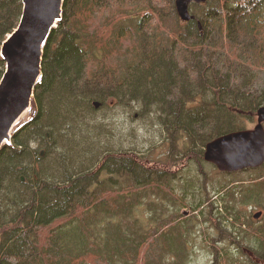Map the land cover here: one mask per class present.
Returning a JSON list of instances; mask_svg holds the SVG:
<instances>
[{
    "label": "trees",
    "instance_id": "16d2710c",
    "mask_svg": "<svg viewBox=\"0 0 264 264\" xmlns=\"http://www.w3.org/2000/svg\"><path fill=\"white\" fill-rule=\"evenodd\" d=\"M21 10V0H0V45ZM189 12L182 21L174 0L63 1L37 115L0 149V264H186L189 222L205 211L188 201L202 194L196 178L181 175V194L171 185L176 168L201 167L208 142L247 129L264 105V0H206ZM104 108L156 127L166 150L118 151L109 128L85 139L77 127L88 130ZM263 167L214 196L216 219L262 255L264 224L252 227L243 207L264 199ZM219 251L217 264H233ZM249 258L240 262L258 264Z\"/></svg>",
    "mask_w": 264,
    "mask_h": 264
},
{
    "label": "water",
    "instance_id": "95a60500",
    "mask_svg": "<svg viewBox=\"0 0 264 264\" xmlns=\"http://www.w3.org/2000/svg\"><path fill=\"white\" fill-rule=\"evenodd\" d=\"M63 1L21 0L18 24L0 45L4 62L0 78V149L11 142L17 120L33 106L34 90L42 76L43 50L51 30L62 17ZM205 1L174 0V5L180 19L188 21L193 17L189 12L190 3ZM203 159L224 172L261 166L264 163V105L256 111L253 128L214 138L206 144ZM260 215L261 211H257L253 217L257 219Z\"/></svg>",
    "mask_w": 264,
    "mask_h": 264
},
{
    "label": "rangeland",
    "instance_id": "374dc122",
    "mask_svg": "<svg viewBox=\"0 0 264 264\" xmlns=\"http://www.w3.org/2000/svg\"><path fill=\"white\" fill-rule=\"evenodd\" d=\"M37 108V101L34 100L33 106L27 111V116L23 119L24 122L21 124L22 127L24 126V123L26 124L36 117L38 111ZM104 109L105 110H99L95 113V117H97V119L95 120L98 122V120L101 119L100 117L103 115V118H105L104 123L108 125L104 124L101 126L98 125L97 122L93 124L91 123L92 125L89 124L90 126L86 131H83L85 130V125L82 128L77 127L78 130L82 131L81 136H83L85 139L86 137L91 136L90 140L94 141L96 138L95 134L100 132V128L103 131L107 130L106 128H109L110 142L112 146H114L118 151L126 152L131 151V149L134 148L135 152L138 149H141V151L139 152L140 154L151 148L153 151H155L154 154H160L161 152L166 150V147L162 145V135L160 137V133L156 127L138 126V121H131L128 115L123 111L118 112V109H116L117 112H112L108 108ZM97 114L100 115L97 116ZM255 124L256 118L248 122L247 127L251 129ZM20 126L16 129V131L21 128ZM94 127L96 128L95 130ZM89 130L92 134L87 136L88 133L86 132H88ZM92 135L95 138L92 137ZM135 138H147L149 140V144L147 143L145 145H135V142L133 141V139ZM120 139L121 142H119ZM39 141L40 140H38V143ZM139 141L140 140H138V142ZM38 143H34V145H32V148L38 147ZM150 143L153 144L152 147H150ZM87 153H89V150ZM151 165L152 164H149V166ZM197 165V162L194 160H190L188 162L186 161L183 168H176L175 178L177 179H174V181L171 182V185H173V187H175L176 184L177 186H179L175 188L178 191L177 193L180 192L181 194L182 191H180L181 187L179 183V180L183 179L181 175L189 177L193 176L194 178H196V180H198L196 181V184H198L196 185V188L202 190L201 195H199L196 190V193L191 192L188 197V201L192 202L193 204L198 201H203L204 205L202 206V210H204L205 212L203 216L198 215L196 219H192V223L191 220L189 222V227L192 231V235L190 238V256L188 257L186 264H217L214 258L217 252H221L219 251V249L221 248L228 250L229 256L233 258V264H242V262L240 261L250 262L249 256L254 260L255 256L259 257L257 263L264 264V255L259 252L258 246L255 241H244V239H242V235L237 234L236 231H233L228 223L220 222L216 219V206L220 204V201H216L217 204L214 203V196L217 195L216 190L221 184H224V182H229L228 184H231L232 186H239L236 188L239 189L240 186L247 184L250 179L258 174L256 168H246L240 171L224 172L218 170L216 166L208 161H205L204 159H202L201 161V167ZM113 175L114 177H116V179L121 178L120 175ZM119 180L118 182H120ZM141 204L144 206L146 204L145 200H143ZM246 207V216L252 227L255 228V226L264 224V199L257 201V204L252 201L250 204L244 206L243 209H245ZM257 211H262V214L259 218L255 219L253 215ZM180 213L184 216H189V214H191L188 207H184L183 209H181Z\"/></svg>",
    "mask_w": 264,
    "mask_h": 264
},
{
    "label": "bare ground",
    "instance_id": "6f19581e",
    "mask_svg": "<svg viewBox=\"0 0 264 264\" xmlns=\"http://www.w3.org/2000/svg\"><path fill=\"white\" fill-rule=\"evenodd\" d=\"M27 116V112H25L16 122L14 128H18V126H20V124L23 122V119Z\"/></svg>",
    "mask_w": 264,
    "mask_h": 264
},
{
    "label": "flooded vegetation",
    "instance_id": "af4514ba",
    "mask_svg": "<svg viewBox=\"0 0 264 264\" xmlns=\"http://www.w3.org/2000/svg\"><path fill=\"white\" fill-rule=\"evenodd\" d=\"M255 258V257H254Z\"/></svg>",
    "mask_w": 264,
    "mask_h": 264
}]
</instances>
